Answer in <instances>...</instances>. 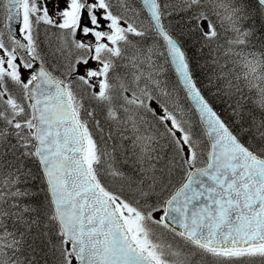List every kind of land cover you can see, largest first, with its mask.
Here are the masks:
<instances>
[{
	"label": "snow or ice",
	"instance_id": "obj_1",
	"mask_svg": "<svg viewBox=\"0 0 264 264\" xmlns=\"http://www.w3.org/2000/svg\"><path fill=\"white\" fill-rule=\"evenodd\" d=\"M248 19L244 0H0V264H264Z\"/></svg>",
	"mask_w": 264,
	"mask_h": 264
},
{
	"label": "trees",
	"instance_id": "obj_2",
	"mask_svg": "<svg viewBox=\"0 0 264 264\" xmlns=\"http://www.w3.org/2000/svg\"><path fill=\"white\" fill-rule=\"evenodd\" d=\"M244 6L250 13V19L246 20L245 27L251 29L252 35L250 39V48H253L258 54L264 52V14L257 11L256 0H244ZM187 13H180L170 17V20L175 27L176 31H187L186 24ZM40 47L39 50L48 63H52L56 57L53 55L55 52L58 41L55 36H45L43 27L40 32ZM185 47L188 49V54L192 62L193 71L195 77L200 82L201 87L204 89L205 94L212 100L214 106L220 111L222 116L227 118L228 110L225 105V101L216 98L213 93L209 90V86L206 83L208 70L203 67L207 62V57L197 49L191 37L185 35ZM207 50H205L206 53ZM170 74V73H169ZM170 79H175L174 74Z\"/></svg>",
	"mask_w": 264,
	"mask_h": 264
},
{
	"label": "bare ground",
	"instance_id": "obj_3",
	"mask_svg": "<svg viewBox=\"0 0 264 264\" xmlns=\"http://www.w3.org/2000/svg\"><path fill=\"white\" fill-rule=\"evenodd\" d=\"M169 77H170V78L172 77V74H171V73L169 74Z\"/></svg>",
	"mask_w": 264,
	"mask_h": 264
},
{
	"label": "rangeland",
	"instance_id": "obj_4",
	"mask_svg": "<svg viewBox=\"0 0 264 264\" xmlns=\"http://www.w3.org/2000/svg\"><path fill=\"white\" fill-rule=\"evenodd\" d=\"M93 66H95V62H93ZM157 215H159V214H157Z\"/></svg>",
	"mask_w": 264,
	"mask_h": 264
},
{
	"label": "water",
	"instance_id": "obj_5",
	"mask_svg": "<svg viewBox=\"0 0 264 264\" xmlns=\"http://www.w3.org/2000/svg\"><path fill=\"white\" fill-rule=\"evenodd\" d=\"M19 35V34H18ZM22 39V37H20Z\"/></svg>",
	"mask_w": 264,
	"mask_h": 264
}]
</instances>
